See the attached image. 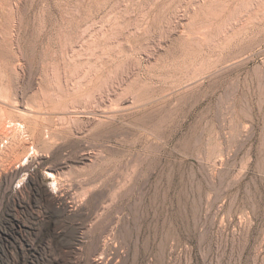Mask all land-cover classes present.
<instances>
[{"label":"rangeland","instance_id":"374dc122","mask_svg":"<svg viewBox=\"0 0 264 264\" xmlns=\"http://www.w3.org/2000/svg\"><path fill=\"white\" fill-rule=\"evenodd\" d=\"M0 264H264V0H0Z\"/></svg>","mask_w":264,"mask_h":264},{"label":"bare ground","instance_id":"6f19581e","mask_svg":"<svg viewBox=\"0 0 264 264\" xmlns=\"http://www.w3.org/2000/svg\"><path fill=\"white\" fill-rule=\"evenodd\" d=\"M42 74H43V73H42ZM56 98H57V97H56ZM61 98H62V97H61ZM61 98H60V99H61ZM88 100H89V99H88ZM59 101H60V100H59ZM60 104H61V103H60ZM110 104H111V103H110ZM113 104H114V103H113ZM57 105H58V104H57ZM103 105H104V104H103ZM59 106H60V105H59ZM93 106H94V104H93ZM114 106H115V105H114ZM114 106H113V107H111V108H112V110H113ZM24 108H25V107H24ZM109 108H110V107H109ZM32 109H33V108H32ZM106 109H107V108H106ZM114 109H115V108H114ZM117 109H118V107H117ZM27 110H28V109H27ZM53 110H54V109H53ZM64 110H67V109H64ZM79 110H82V109H79ZM103 110H105V109H103ZM110 110H111V109H110ZM32 111H33V110H32ZM38 111H39V110H38ZM50 111H51V110H50ZM59 111H60V110H59ZM68 111H69V110H68ZM73 111H74V109H73ZM75 111H76V110H75ZM22 112H23V110H22ZM25 112H26V111H25ZM76 112H77V111H76ZM107 112H108V111H107ZM112 113H113V112H112ZM24 114H25V113H24ZM31 115H32V114H31ZM44 116H45V115H44ZM39 117H40V116H39ZM45 117H46V116H45ZM57 117H58V116H57ZM61 117H62V116H61ZM63 196H64V195L62 194V195H60V196H59V198H61V199H62V198H63Z\"/></svg>","mask_w":264,"mask_h":264}]
</instances>
